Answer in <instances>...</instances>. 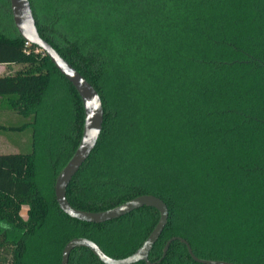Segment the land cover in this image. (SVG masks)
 I'll list each match as a JSON object with an SVG mask.
<instances>
[{
	"label": "trees",
	"instance_id": "obj_1",
	"mask_svg": "<svg viewBox=\"0 0 264 264\" xmlns=\"http://www.w3.org/2000/svg\"><path fill=\"white\" fill-rule=\"evenodd\" d=\"M30 1L42 37L104 105L101 136L67 188L69 202L99 211L161 197L169 220L151 264H204L181 240L155 263L173 236L201 258L264 264V0ZM0 6L14 22L10 0ZM14 63L24 68L0 75V103L30 118L11 128L32 125L34 150L0 153V264H61L77 236L111 256L131 254L159 211L143 206L92 223L60 208L54 182L80 141L83 101L43 50L0 31V64ZM69 264L104 263L77 247Z\"/></svg>",
	"mask_w": 264,
	"mask_h": 264
},
{
	"label": "water",
	"instance_id": "obj_2",
	"mask_svg": "<svg viewBox=\"0 0 264 264\" xmlns=\"http://www.w3.org/2000/svg\"><path fill=\"white\" fill-rule=\"evenodd\" d=\"M10 4L13 20L20 36L27 43L37 45L49 56L59 71L74 85L84 105L85 118L80 141L74 153L58 174L55 182V195L60 208L73 218L92 223H103L117 219L143 206L154 207L160 213L159 220L151 233L131 254L125 257H114L107 254L96 241L85 236H77L71 238L64 246L61 264H69L70 254L77 247L91 249L104 264H135L140 261H145L148 264L153 263L150 259V253L169 220L168 204L161 197L152 193H144L114 207L99 211L81 209L69 202L67 188L96 148L101 136L105 113L103 100L96 87L65 59L48 40L42 37L31 1L10 0ZM175 240L184 242L193 259L198 262L204 264H241L223 259L201 258L194 253L190 242L181 236H173L167 241L162 257L155 263L160 262L167 255L170 245Z\"/></svg>",
	"mask_w": 264,
	"mask_h": 264
},
{
	"label": "rangeland",
	"instance_id": "obj_3",
	"mask_svg": "<svg viewBox=\"0 0 264 264\" xmlns=\"http://www.w3.org/2000/svg\"><path fill=\"white\" fill-rule=\"evenodd\" d=\"M0 31L8 36H16L18 34L14 22L10 17L5 16L0 6ZM24 68L22 64H11L4 66L0 64V75L13 73ZM30 118L25 117L15 110L1 105L0 103V153H29L34 150V130L32 125L24 128V130H14L12 126H19L27 123ZM38 162V179L43 180L45 171V158L39 153ZM47 173V172H46ZM55 184V182H54ZM28 206H24L22 214L27 218Z\"/></svg>",
	"mask_w": 264,
	"mask_h": 264
},
{
	"label": "crops",
	"instance_id": "obj_4",
	"mask_svg": "<svg viewBox=\"0 0 264 264\" xmlns=\"http://www.w3.org/2000/svg\"><path fill=\"white\" fill-rule=\"evenodd\" d=\"M4 66L11 65V64H3Z\"/></svg>",
	"mask_w": 264,
	"mask_h": 264
}]
</instances>
